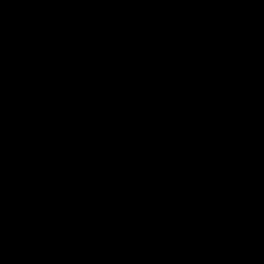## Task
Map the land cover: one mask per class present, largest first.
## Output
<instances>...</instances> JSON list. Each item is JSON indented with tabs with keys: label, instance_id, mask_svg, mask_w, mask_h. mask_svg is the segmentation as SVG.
<instances>
[{
	"label": "water",
	"instance_id": "obj_1",
	"mask_svg": "<svg viewBox=\"0 0 264 264\" xmlns=\"http://www.w3.org/2000/svg\"><path fill=\"white\" fill-rule=\"evenodd\" d=\"M0 264H264V0H0Z\"/></svg>",
	"mask_w": 264,
	"mask_h": 264
}]
</instances>
